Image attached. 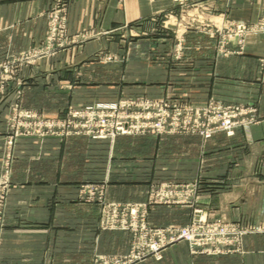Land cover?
I'll return each instance as SVG.
<instances>
[{"label":"crops","instance_id":"obj_1","mask_svg":"<svg viewBox=\"0 0 264 264\" xmlns=\"http://www.w3.org/2000/svg\"><path fill=\"white\" fill-rule=\"evenodd\" d=\"M50 1L0 0V60L7 53H18L42 40ZM193 1L213 3L226 16L244 21L257 18L264 4V0ZM173 7L172 0H71L68 31L85 33L87 38L73 45L80 63L70 68L61 63L27 68L4 94L0 93V158L7 140L5 117L13 100L21 108L47 114L121 96L158 97L178 87L188 88L186 93L199 104L210 97L232 103L256 100L261 122L252 129V143L243 134L234 138L220 134L206 144L197 136L147 137L136 143L120 137L112 162L118 164L123 151L131 158L148 155L153 139L159 159L141 164L145 167L142 177L156 178L165 175L160 169L163 155L171 151L170 145H178L181 158L177 162L184 167L176 175L190 176L192 182L200 178V207L214 217L229 221L249 218L264 226V66L260 62L264 41L248 43L243 54L221 56L213 39L193 33L189 35L185 63L175 64L165 56L171 41L159 37L126 41L115 32L125 24L149 30L155 25L152 18ZM105 52H121L127 59L123 66L110 63L103 69L99 62L88 61ZM91 65L93 68H89ZM86 81L92 83L87 85ZM106 145L84 137H51L43 143L33 138L18 141L13 164L15 185L9 197L10 226L0 264H46L51 259L60 264L87 262L94 252L122 253L127 249L126 234L98 231V205L71 199L80 180L69 184L64 179L87 175L86 146H90L88 154L98 158L107 151ZM147 181L114 180L107 186V199L143 202L149 194ZM192 215L193 210L187 207L159 205L151 211L150 219L155 225L185 224ZM140 264H264V233L248 236L242 254L192 256L185 245H177L166 251L163 260Z\"/></svg>","mask_w":264,"mask_h":264},{"label":"rangeland","instance_id":"obj_2","mask_svg":"<svg viewBox=\"0 0 264 264\" xmlns=\"http://www.w3.org/2000/svg\"><path fill=\"white\" fill-rule=\"evenodd\" d=\"M172 1L174 6L173 10L150 20L155 24L153 28L151 27V29L149 30H138L136 27L130 24H125L121 28H118L115 32L122 40L126 41H133V39H143L148 37H159L160 40L166 39V41H171V48L168 52H166L165 56L168 59L170 58L167 61H171L175 64L185 63L183 62V60L185 61L184 58L187 57L186 53L188 49L187 43L189 40V35L193 33L201 36H208L210 39H213L216 42L217 52L221 56L243 54L246 51L248 43L259 39L264 41V4L257 18L251 21H244L226 16V14L221 13L217 9L215 4L210 3L211 5H208L206 4V1L187 0L185 1V4L176 3L175 0ZM70 2L71 0H51L49 2L47 12L45 13L46 30L42 40L27 49L21 50L18 53H7L0 60V93L4 94L7 89L13 85V82H16L19 76L23 74L27 68L41 66L42 64L47 63H49L51 66L61 63V65L66 68L78 66L77 64L80 63V58L78 59L77 52L75 53V48L73 47V45L82 40H86L87 38H85V33L70 34L68 31L67 10ZM33 50L37 51L35 52V57H31V55L29 54V52ZM126 59V54L124 55L121 52L117 55L105 52L104 54L99 53L96 56L91 57L90 59H88V61L92 63L99 62L100 64H98V66L103 69L108 68L110 63H115L118 67L123 66ZM260 62L261 67H263L264 55L260 58ZM89 68H93V65H91ZM102 82H108V80H103ZM85 83L88 85L92 82L86 81ZM182 90L185 91L183 92ZM186 92H189L188 88L178 87L176 88V90L171 89L169 91H166V93L162 96L158 97L147 95L121 96L117 99L108 100L105 102H96L92 104L81 105L78 107L70 106L63 112L54 114H47L45 112H42L41 110L27 109L25 107H22V109L33 110L35 112L37 111L44 117L49 119L66 120L72 110L90 106L93 104L113 103L121 100H129L132 98H146L156 101L165 100L172 106L192 107L199 114H202L205 109L204 107L212 102L220 103L225 106H256L259 114L257 124L252 126V128H250V130L248 131H246L244 128H241L235 135L236 137L238 134H243L246 136L249 143H252V140L250 138L252 129L261 122L259 103L256 100L232 103L210 97L203 104H199L188 95L189 93L187 94ZM107 97L110 98V96ZM17 105L20 106V103L17 102V100L15 102L13 100L5 117V135L7 137V140L4 143L3 154L0 158V258L1 249L4 243V236L5 233L8 232L7 229L10 226L8 223V211L10 210L9 197L11 196L12 187L13 185H15L13 182V164L16 159V145L21 138H33L39 141V143H43L45 139L51 138L47 137L40 140L34 135H25L24 131L18 129L16 126V119H18L16 111L19 107ZM192 114L194 117V112ZM184 117H186V114L184 115ZM55 131L61 133L62 129H57ZM180 131L181 133L176 134L157 135L154 133H146L145 135H130L120 137H126L131 142L136 143V140L139 141L138 139L147 137L158 139L161 137L197 136L202 140L203 144H206L215 136L220 134L224 135L227 138H231L224 133H217L211 139L206 140L198 133L195 134L184 132L182 130ZM53 138H58L60 140L67 139V137L65 136H54ZM84 138L90 140L85 136ZM117 140L114 144L109 141L96 140V142H103L107 144V151H102L101 156H98V158L92 153L88 154V152H90V146H86V155H84L86 166L84 173L87 175H85V177L70 176L67 179L66 177L64 179L66 180L65 183L69 184L80 180L78 185L75 186V194L73 193L70 195L71 199L77 203L98 205V231L121 232L126 234L128 237V247L122 253L103 254L100 252H94L90 261L64 264H97V260H99L100 257L104 258L105 256H126L130 254L131 247L134 242V233L132 232V230L116 229L112 228V226H117L118 223L120 224L124 221L127 224L134 222L137 218H134L130 214V208L134 207L135 204L145 205V213L149 214L148 219L146 217L147 223L142 224V214L144 213V209L139 211L137 220L138 222H136V224L141 230L143 226L162 230H168L173 227L180 228L182 230L185 228H191V231L193 233L192 241L182 239L175 245L168 247L167 250L177 245H185L187 251L192 256L223 257L242 254L245 251L246 238L248 236L260 234L262 232L264 233V226L255 223L252 219L244 218L238 221H229L224 217L218 218L216 216H211L208 211L198 205L200 190L199 184H201V182L199 181L200 178H195V180L192 182L190 176L176 175L177 171H180L181 168L184 167L177 162L178 159L181 158L180 149H177L178 145H170L169 148L171 151L165 153L166 155H163L162 160L160 161H163V167L161 166L160 169L163 170L162 173L164 172L165 175L158 176L156 178H148L147 176L142 177V173L144 172L145 167L141 163H144L145 161V163H148V160L159 159L157 156H155L156 151L153 139L148 145V155H134L131 158L129 156L126 157L125 152L123 151V157H118L120 158V162H118V164H114V162L112 161H114V158L117 156L115 150ZM168 142L169 141H167V143ZM173 147H175V150H173ZM99 161H101V164L98 163ZM186 168H189L188 165ZM95 171L97 172L96 176H94ZM113 175L116 176L114 177ZM114 180H131L135 182L148 180L146 182L149 187L147 200L143 202L109 201L106 196V189L108 184L112 183ZM159 205H175L187 207L193 210V215L190 221L185 224L155 225L151 222L150 214L153 208ZM148 214H146V216ZM204 216L207 218V225L201 223L199 224L198 222V219ZM223 226H228L233 229L236 228L237 233L231 236H223L221 232ZM212 227L218 228L216 230H213ZM167 250H165L164 255ZM150 259L156 260L153 257H150L145 261ZM145 261H142L140 263H143ZM46 264L60 263H56L51 259L47 261Z\"/></svg>","mask_w":264,"mask_h":264},{"label":"built area","instance_id":"obj_3","mask_svg":"<svg viewBox=\"0 0 264 264\" xmlns=\"http://www.w3.org/2000/svg\"><path fill=\"white\" fill-rule=\"evenodd\" d=\"M185 1L187 0H175L179 4H185ZM35 52L37 51L29 52L31 57H35ZM18 107L20 109L16 111L18 115V119L15 118L16 126L24 131L25 135H34L40 140L54 136L67 138L85 136L90 140L109 141L112 144L120 136L145 135L146 133L176 134L181 133L180 130L198 133L206 140L217 133H224L232 138L241 128L250 130L257 124L259 118L256 106H225L212 102L204 107L202 114H199L189 106H172L165 100L156 101L146 98L85 106L72 110L66 120L49 119L37 111L24 110L21 105ZM185 114L186 117H184ZM57 129H62V132H56ZM143 209L142 224H146L149 214L145 213V205L135 204L130 208V214L137 218L134 222L127 224L124 221L117 226H112L116 229L132 230L134 233L130 254L100 257L97 264H137L150 257L162 260L168 247L182 239L192 241L191 228L182 230L173 227L162 230L143 226L141 230L136 222H138L139 211ZM206 219L205 216L200 217L199 224L207 225ZM217 228L212 227L213 230ZM221 232L223 236H231L236 234L237 230L223 226Z\"/></svg>","mask_w":264,"mask_h":264}]
</instances>
